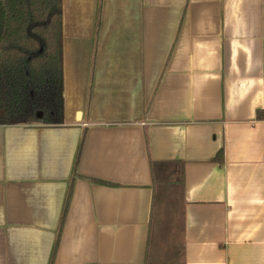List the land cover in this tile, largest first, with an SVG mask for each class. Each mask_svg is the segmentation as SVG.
<instances>
[{"label": "crops", "instance_id": "1", "mask_svg": "<svg viewBox=\"0 0 264 264\" xmlns=\"http://www.w3.org/2000/svg\"><path fill=\"white\" fill-rule=\"evenodd\" d=\"M63 67L62 125H0V264H161L169 218L264 264V0H63Z\"/></svg>", "mask_w": 264, "mask_h": 264}, {"label": "trees", "instance_id": "2", "mask_svg": "<svg viewBox=\"0 0 264 264\" xmlns=\"http://www.w3.org/2000/svg\"><path fill=\"white\" fill-rule=\"evenodd\" d=\"M64 111L63 0H0V125H62ZM216 161L224 163L223 151ZM164 166L181 186L183 164L155 163V174ZM173 220L161 227L171 244L161 264H185Z\"/></svg>", "mask_w": 264, "mask_h": 264}, {"label": "rangeland", "instance_id": "3", "mask_svg": "<svg viewBox=\"0 0 264 264\" xmlns=\"http://www.w3.org/2000/svg\"><path fill=\"white\" fill-rule=\"evenodd\" d=\"M177 193H178V191H176V193L174 194L175 199L178 198V194H177ZM171 202H172V201H171ZM159 234H160L159 236L161 237V236H162V231L159 230ZM163 234L166 235V229L163 231ZM160 237H159V238H160ZM166 246H167L166 242L163 243L162 251H163L164 253H166V251H165V250H166ZM160 248H161V247H160ZM159 251H160V250H159ZM159 251H158V252H159ZM158 252H157V253H158ZM164 253H163V254H164ZM165 255H166V254H164L162 257L164 258Z\"/></svg>", "mask_w": 264, "mask_h": 264}, {"label": "water", "instance_id": "4", "mask_svg": "<svg viewBox=\"0 0 264 264\" xmlns=\"http://www.w3.org/2000/svg\"><path fill=\"white\" fill-rule=\"evenodd\" d=\"M1 118L2 119L4 118V112H1Z\"/></svg>", "mask_w": 264, "mask_h": 264}]
</instances>
